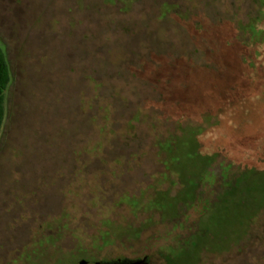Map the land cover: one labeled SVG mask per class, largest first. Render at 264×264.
Returning <instances> with one entry per match:
<instances>
[{
	"label": "rangeland",
	"instance_id": "374dc122",
	"mask_svg": "<svg viewBox=\"0 0 264 264\" xmlns=\"http://www.w3.org/2000/svg\"><path fill=\"white\" fill-rule=\"evenodd\" d=\"M263 4L0 0V264H264ZM87 75L103 86L92 111ZM187 128L198 156L179 173L153 146Z\"/></svg>",
	"mask_w": 264,
	"mask_h": 264
},
{
	"label": "trees",
	"instance_id": "16d2710c",
	"mask_svg": "<svg viewBox=\"0 0 264 264\" xmlns=\"http://www.w3.org/2000/svg\"><path fill=\"white\" fill-rule=\"evenodd\" d=\"M262 9L264 11V4L262 5ZM163 14L165 13H162L161 15ZM84 80L88 81V84H90V86L93 89V95L91 99L89 100V105L87 107L89 111H92L94 110L93 103L95 104V101H97L99 96L101 95L103 86L94 77H92V75H87L86 77H84ZM10 83H11L10 65L7 60L4 50L0 47V132H1L4 120H5V116H6L5 92L7 91ZM117 97L118 95H113L114 99H116ZM114 114H115V111H112L111 106L103 107L100 105L97 109H95V112L92 113V116L90 118V121L93 123V126H96L97 122H99L100 125L102 124L100 129L98 128V132L100 134L103 133L104 137H107V139H109V143L111 142L113 138H115L117 135L120 134V132L114 130V124H115L114 117H113ZM140 115H141L140 113H137L136 115L128 119L127 128H132L133 124H136L137 122H139L140 117H141ZM185 132L187 134L186 135L187 137L184 140H180L174 135H169L167 138L163 140L157 139L155 145L153 146L157 148L159 152L166 153L167 155L165 161L162 162V165L164 167L173 166V168H176L177 172L179 173H181V170H182L181 167L184 164H186L189 161H193L194 158L198 156L197 147L195 146L196 136L198 134L197 131L191 128H187L185 129ZM182 152L189 153V157L185 159L186 161L184 160L185 163L184 161L180 159V154ZM117 162H114V164L116 165ZM186 173L187 171L186 172L182 171V175H181V179L182 181H184V185L186 183V180H185ZM243 181L244 179H241V178L237 179V183L239 184L242 183ZM195 187H192L193 188L192 192H194ZM191 199L192 197L189 199L187 198L186 201H184L185 204H187L188 201H190ZM44 237L46 238L47 243L40 242L36 244L37 242H35L34 244H36V246L41 248L44 244H49L53 241V239L50 236H44ZM38 257H39V253H36L35 251H30V252H27L21 255V258L25 259V262H27L28 264H38L39 263Z\"/></svg>",
	"mask_w": 264,
	"mask_h": 264
},
{
	"label": "flooded vegetation",
	"instance_id": "af4514ba",
	"mask_svg": "<svg viewBox=\"0 0 264 264\" xmlns=\"http://www.w3.org/2000/svg\"><path fill=\"white\" fill-rule=\"evenodd\" d=\"M84 264H166L162 257H150L146 254H139L132 257H117L108 261H84ZM77 264V263H76Z\"/></svg>",
	"mask_w": 264,
	"mask_h": 264
},
{
	"label": "water",
	"instance_id": "95a60500",
	"mask_svg": "<svg viewBox=\"0 0 264 264\" xmlns=\"http://www.w3.org/2000/svg\"><path fill=\"white\" fill-rule=\"evenodd\" d=\"M77 264H84V263L82 262V263H77Z\"/></svg>",
	"mask_w": 264,
	"mask_h": 264
}]
</instances>
